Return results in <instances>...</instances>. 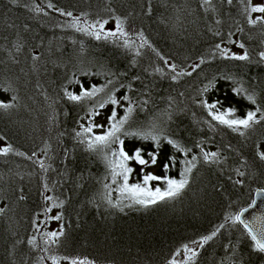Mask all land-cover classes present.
Segmentation results:
<instances>
[{
    "label": "trees",
    "instance_id": "obj_1",
    "mask_svg": "<svg viewBox=\"0 0 264 264\" xmlns=\"http://www.w3.org/2000/svg\"><path fill=\"white\" fill-rule=\"evenodd\" d=\"M244 8L242 0H0V101L12 104L0 109V142L11 148L0 152V264H52L53 255L60 262L67 256L89 264H172L184 245L199 244L217 229L184 264H264V253L228 219L264 189V161L257 156L264 151V123L242 137L212 121L201 104L228 93L241 109L237 115L256 106L264 110V25H250ZM117 19L126 36L97 40L77 30ZM217 44L235 45L249 59L222 56ZM93 85L107 87L79 102L66 95H80ZM232 88L253 94L257 105ZM112 92L121 104L97 108ZM125 95L129 100L122 99ZM129 102L134 111L125 131L160 136L162 158H176L169 176L179 178L183 162L197 157L188 187L172 201L148 208L126 207L127 200L110 205L109 191L113 204L120 198L110 170L101 153L89 152L76 136L81 125L107 126L113 107L119 119ZM228 106L224 101L222 107ZM165 137L189 150L187 155ZM121 139L130 154L133 147L144 149L146 159L155 147L137 136ZM202 150L217 152V162L206 163ZM128 163L134 170L129 183L142 182V166ZM144 171L164 174L159 163ZM51 208L62 217L55 231L63 228V235L46 245ZM33 237L36 246L29 243Z\"/></svg>",
    "mask_w": 264,
    "mask_h": 264
},
{
    "label": "snow or ice",
    "instance_id": "obj_2",
    "mask_svg": "<svg viewBox=\"0 0 264 264\" xmlns=\"http://www.w3.org/2000/svg\"><path fill=\"white\" fill-rule=\"evenodd\" d=\"M13 3L16 0H12ZM208 0H205L207 3ZM232 0H228V3H231ZM245 4L244 12L247 14V22L250 25L261 24L264 25V0H258V2H254V0H242ZM68 16H72L71 12L66 13ZM253 14H260L253 16ZM108 21H104L103 23L97 21L96 24L88 25L86 27H77L78 31H84L89 35L94 36L97 40L103 38L108 39L109 37H116L119 34L121 37L126 36L127 33L123 28V21L120 19L116 20L115 31H104V25ZM75 25H79V19L76 18L74 20ZM98 25V27H97ZM91 29V31H90ZM141 39L143 40V36L141 35ZM128 42L125 41V44ZM147 43V41H144ZM143 46V44L141 45ZM241 49L244 48V45L241 43L239 45ZM216 49L219 50L222 56H225L230 59L236 60H248L249 56L245 51L243 54L237 55L232 54L229 56V49L221 48L219 44L216 45ZM261 61H264V52L260 53ZM35 59V57H34ZM167 63V61H165ZM203 63V60H201ZM176 65L172 64L171 69L173 72L176 70ZM195 67H199V65H195ZM183 73H178L177 75H182ZM189 75L191 73H188ZM176 79V76L172 77ZM111 83V81H109ZM105 86L97 87L93 85L90 90L83 91L80 95H75L69 92H66V95L69 100L74 102H79L84 100L85 98L91 99L99 93H103L105 91ZM209 87H217L214 83L210 82ZM218 91L223 93L221 88L217 87ZM204 91H208L206 87ZM231 93L235 95L242 96L246 101H248L251 105H257L256 98L253 94H249L243 88H232ZM13 100L16 98L13 97ZM123 100H129V97L125 95ZM229 101L228 107H222L224 101ZM107 104H111L113 106L120 105L121 101L116 98L115 92L108 94L107 99H104L97 104V108L103 109ZM203 107H205L208 111V115L211 117L212 121H215L218 125L224 126L230 129L232 132L238 133L240 136H246L247 131L253 129L254 126L260 125L264 123V110L261 107L256 106L254 109L247 108L244 109V115H237L238 111L241 109L234 106V104L230 101L229 94L223 93L221 97H219L215 102L208 103L207 101H201ZM221 105V107H218ZM12 107V104L6 103L4 101H0V109H8ZM134 108L131 106V102H129V106L125 108V114L117 119V112L115 107H113L111 114L106 117L107 126L104 124H96L89 123L87 127L81 125L82 131L76 132L77 137H81V143L86 144V149L89 152H99L102 155L103 160L106 163L107 168L110 170V175L112 177V183L116 184L117 187L115 189L116 192L120 194V198L113 204L111 200L110 191L108 195H106L105 199L107 202L113 207H119L122 201L127 200L128 204L124 205L126 207H131L134 205H139L142 208H148L159 203H164L168 201H172L179 197L184 190L189 185V178L193 168L196 166L197 157L193 156L191 160L185 161L183 169L179 173V178L171 177L168 175V171L171 166H175L176 158L175 156H167L162 158V146L160 143V136L157 135L153 131L149 132H129L125 131L124 126L128 123ZM100 113L98 111L92 112V115L96 116ZM99 128L104 129L102 134H94L93 129ZM121 135L123 136H137L143 140H151L154 142V149L147 151V159L141 154L144 149L140 147H133L131 150V154L129 151L125 150V141L121 139ZM167 141V144L171 145L178 152H184L187 155V151L182 148L175 140L169 139L167 137L164 138ZM113 145H119L117 149H113ZM11 150L10 147L0 149V152L7 154ZM107 150V151H106ZM35 153H33V156ZM203 159L206 163H214L217 162L219 154L217 152H203ZM259 160L264 161V151H260L257 153ZM31 159V157H29ZM129 161H135L138 165L142 166L139 175L142 176V182L138 181L135 183H129V178L133 174V168L129 166ZM39 163L41 169L47 171L42 161H37ZM161 167L163 171V175H157L153 172H145L144 169L158 165ZM237 174L241 177L245 175L244 172L237 170ZM157 181L161 182L162 186H153L151 182ZM237 184H242V180L235 181ZM47 187V186H46ZM106 190L110 189V185L104 186ZM256 196L261 199V202H264V189L256 190ZM46 199L51 200L52 197H46ZM56 206V205H54ZM257 206V200L253 199L248 207L241 209V211L229 217L233 224H241L243 228L246 230V234L251 238V241L254 242V248L259 253H264V213H260L258 215L252 216V218L244 219V214L249 211V208H253ZM123 211V207L120 209ZM3 209H0L2 212ZM46 211H51V209H46ZM61 215H57L54 217L56 220H60ZM224 225L221 224L220 228H223ZM213 231L211 235L201 237L199 241V246H203L208 241L212 240L214 236H216L217 232ZM63 235V228L59 232L52 231L45 234L44 242L45 244L55 245L59 242V236ZM29 243L33 246H36V238L33 237L29 240ZM193 243H196L195 241ZM45 251H48L45 248ZM185 253H189L187 256V260L193 259L197 253L194 249L189 248L188 245H184ZM179 254V253H178ZM43 259V258H42ZM52 260V264H59V257L53 255L50 257ZM64 260H68L69 264H86L85 261H78L75 258L63 257ZM172 264H177V261L173 260Z\"/></svg>",
    "mask_w": 264,
    "mask_h": 264
},
{
    "label": "rangeland",
    "instance_id": "obj_3",
    "mask_svg": "<svg viewBox=\"0 0 264 264\" xmlns=\"http://www.w3.org/2000/svg\"><path fill=\"white\" fill-rule=\"evenodd\" d=\"M254 2H258V0H254ZM256 15H260V14H256ZM83 25L86 27L88 25H93V24L85 23ZM115 26H116V22L115 21L107 22L104 25V31L105 32H107V31H115ZM97 27H98V25H97ZM90 31H91V29H90ZM117 35H119V34H117ZM225 48L229 49V55H232V54L240 55V54H242V52L239 50V48L237 46H235V45L234 46H226ZM3 148H6V145L3 144L2 142H0V149H3ZM55 216H57L56 210L51 208V211H48V214L46 216V218L49 220V226L47 227V230H46L47 233L56 230L57 220L54 219ZM189 248L194 249L196 251V253H197L199 248H200V246H199V244H195V245L189 246ZM188 255H190V254L189 253H185V251L182 250L179 254H177L175 256V258L173 260L177 261V264H184V263H186L188 261L186 259ZM59 264H69V261H62V262H59ZM86 264H89V263L86 262Z\"/></svg>",
    "mask_w": 264,
    "mask_h": 264
},
{
    "label": "water",
    "instance_id": "obj_4",
    "mask_svg": "<svg viewBox=\"0 0 264 264\" xmlns=\"http://www.w3.org/2000/svg\"><path fill=\"white\" fill-rule=\"evenodd\" d=\"M254 199L257 200V206L253 207V208H249V211L244 214V217H243L244 219L250 220L252 218V216L258 215L260 213H264V202H261V199L256 196V193L254 195ZM241 226L243 227V225H241Z\"/></svg>",
    "mask_w": 264,
    "mask_h": 264
}]
</instances>
